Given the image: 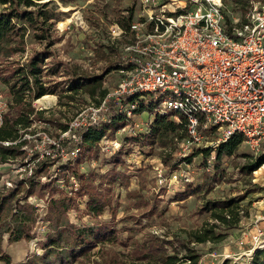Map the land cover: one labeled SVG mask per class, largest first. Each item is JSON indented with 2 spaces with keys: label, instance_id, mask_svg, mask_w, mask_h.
Returning <instances> with one entry per match:
<instances>
[{
  "label": "rangeland",
  "instance_id": "rangeland-1",
  "mask_svg": "<svg viewBox=\"0 0 264 264\" xmlns=\"http://www.w3.org/2000/svg\"><path fill=\"white\" fill-rule=\"evenodd\" d=\"M251 1L254 0H224L222 13L225 22L239 25ZM133 7H136L135 0H49L43 5L33 6L34 23L30 24L24 18H13L16 25L23 27L22 49L7 57L0 54V63L3 67L25 66L33 51H41L45 47L46 39H39L35 34L39 31L38 21L46 16L45 23L50 27L47 49L80 73L104 75V87L112 88L118 76L109 69L116 62V57L109 44L107 27L113 22L124 24ZM38 11L44 14L40 15ZM46 55H43L40 79L44 86L53 89V92L46 93L53 100L47 106L48 103L38 104L34 99L32 106L35 110L40 107L45 118L56 122L33 121L25 133L32 135L45 131L50 137L58 138L57 123L68 122L80 108L95 99L78 90L72 93L74 97L71 100H67L64 95L70 90L65 91V83L71 88L73 82L63 66L57 65L52 56ZM0 89L9 96L8 86L1 79ZM154 117L148 110L135 113L130 120L120 121V125L126 123L123 130L117 129L102 137L91 151L81 148L77 155H42L46 146L41 134H36L26 144V154L18 156L14 162L26 168L32 167L36 177L57 173V179L64 184L61 187L56 183L55 197L60 193H73L76 197L77 206L67 214L72 223L77 226L106 224L113 231L111 238L97 242L87 253L68 256L71 264H159V257L170 253L181 257L187 247L199 254L196 264H222L225 259L231 263H248L254 253L249 231L254 225L264 229V166L261 164L250 173L242 171V166L262 150L254 152L243 141L236 154L223 155L216 161L214 149L217 145L213 146L217 139L215 133L206 135L201 146L191 144L184 136L180 141L170 140L167 147H161L157 142L144 138ZM111 140L120 142L117 150L111 148ZM74 144V141L63 140L65 151L61 153L70 151ZM206 148L210 149L208 156L198 152L190 161L183 160L189 153ZM30 153L35 154V158L29 160L32 156ZM11 164L0 163V183L1 175L6 173H10L11 181L19 180V173H11ZM158 169H161L162 182ZM74 171L81 176L92 177L95 185L103 183L100 189L104 188L110 206L105 207L100 215L93 216L86 212V196L76 192L81 181ZM26 173L23 172V175ZM172 173H185L189 180H171ZM71 175L77 185L73 184ZM52 181L57 182L56 177L39 183ZM32 195L48 196L47 212L48 192ZM226 197H234L239 203L240 220L236 227L226 228L214 220L209 212L200 210L206 199ZM32 208L36 213L33 205ZM44 218L46 220V214ZM44 223L32 227L33 237L40 242L50 231L48 221ZM211 224L215 225L213 237L204 242L192 241L190 233L193 230ZM30 240L9 242L7 235H3V249L10 254L13 264L43 252L41 247L39 253H30ZM188 262L180 261L178 264Z\"/></svg>",
  "mask_w": 264,
  "mask_h": 264
},
{
  "label": "built area",
  "instance_id": "built-area-1",
  "mask_svg": "<svg viewBox=\"0 0 264 264\" xmlns=\"http://www.w3.org/2000/svg\"><path fill=\"white\" fill-rule=\"evenodd\" d=\"M223 1L135 0L127 27L118 22L107 27L109 44L116 57L110 69L117 73L116 85L105 87L102 98L80 108L65 129L59 128L58 138L45 131L32 135L24 132L21 138L30 141L41 134L46 146L42 155H77L80 146L76 142L81 133L111 116L110 102H115L117 112L127 118L135 115L134 110L142 102L154 106L153 115L169 114L175 124L183 120L185 136L193 145L201 146L210 133L217 135L213 146L238 133L251 150L264 151V0L251 1L239 25L225 22ZM105 83L103 75V87ZM8 105L9 97L0 89V124ZM65 139L75 144L70 151L61 153L65 151L62 147ZM110 144L114 150L120 146L116 140ZM27 147L25 144L21 148ZM16 160L4 164L12 163L11 173H19V180L13 182L10 173L2 174L1 189L14 188L28 177L41 182L56 177V183L63 187L56 172L36 177L32 167L16 165ZM71 179L77 185L73 175ZM172 179L187 181L189 177L185 173H172ZM47 199V195L30 194L20 200L34 206L35 225L46 221ZM249 236L254 250L264 247V229L254 225ZM40 249V241L32 237L30 253H39Z\"/></svg>",
  "mask_w": 264,
  "mask_h": 264
},
{
  "label": "trees",
  "instance_id": "trees-1",
  "mask_svg": "<svg viewBox=\"0 0 264 264\" xmlns=\"http://www.w3.org/2000/svg\"><path fill=\"white\" fill-rule=\"evenodd\" d=\"M47 1L49 0H0V4L3 5L0 8V54L7 57L22 49L23 27L16 25L13 18H24L28 23L32 24L34 23L35 11L31 8L43 5ZM37 13L40 15L44 14L41 11ZM130 18L131 11L128 13L125 23L121 25L127 27ZM46 20L47 18L44 16L42 20L38 21L37 29L39 31L35 34L39 39H46L45 47L41 51H33L28 57L25 66L3 67L0 63V79L8 86L9 95L8 109L4 112L2 123L0 124V163L26 154V150L21 147L27 144L29 139L21 137L26 132L25 130L31 127L33 121L56 122L45 118L42 110H35L32 106L34 99L46 95L47 92H53V89L44 86L40 79L43 71V55L45 53H47L46 56H52L57 65L63 66L71 82H73L71 88L69 84L65 83V91L70 90V93H65L64 95L67 100H71L74 97L72 93L80 90L95 99V101H98L107 90L101 84V74L80 73L71 68L67 62L57 59L55 53L47 49L46 45L50 44V27L45 23ZM113 66V64L110 65L109 69ZM143 105L140 102L134 113H140L143 110L153 111V105H146V107H143ZM109 108L110 111H113H111V116L106 121L90 126L81 133V138L76 143L80 146V149L83 148V151H91L102 137H107L109 133L120 129L126 124L124 122L130 120L124 113L117 112L115 102H110ZM122 120L124 122L120 125ZM57 124L60 129H65L67 126V122ZM176 130H180V132H176ZM184 136L185 126L183 120L175 124L169 114H160L155 115L153 123L149 127V133L144 135V138L150 142H157L161 147H167L170 140L180 141ZM16 139H18L16 143H2V141H14ZM243 140L244 138L241 134L235 133L225 142L218 143L214 149L215 160L219 161L223 155L232 156L236 154ZM133 141H137V139H133ZM198 152L208 156L210 149L193 151L183 157V160L190 161L192 156ZM33 158H35V154H32L29 160ZM261 164L264 165V151L251 157L242 166V171L250 173ZM75 173L81 181V186L76 192L79 195L86 196L84 201L86 212L93 216L100 215L105 207L110 206V199L103 192L104 188L100 189L103 183L100 182L95 185L92 177ZM45 192L49 194L46 220L49 223L50 231L46 233L45 238L40 242L43 252L41 254H32L26 260L17 264H71L68 256L76 257L75 255L83 252L87 253L97 242H104L113 236V231L106 224L77 226L72 223L67 214L72 207L77 206L76 197L72 195L73 193H60L59 196L55 197L57 192L55 181L41 184L39 181L28 177L25 181L19 182L14 188L0 190V261H3V264H13L10 254L2 246L4 234L7 235L9 242L20 239L29 240L33 237L32 227L36 219L34 209L29 203H21L20 200L25 199L30 194L44 195ZM200 210L209 212L214 220L223 224L226 228L236 227L240 220L239 203L234 197L206 199ZM214 226V224L203 225L199 229L193 230L190 233L192 241L204 242L209 240L215 234ZM159 258V264H178L180 261H189L186 264H196L199 254L192 248L187 247L186 253L181 257L170 253L164 254ZM222 264L244 263H231L229 259H225ZM246 264H264V247L255 249L250 261Z\"/></svg>",
  "mask_w": 264,
  "mask_h": 264
},
{
  "label": "bare ground",
  "instance_id": "bare-ground-1",
  "mask_svg": "<svg viewBox=\"0 0 264 264\" xmlns=\"http://www.w3.org/2000/svg\"><path fill=\"white\" fill-rule=\"evenodd\" d=\"M38 104H45L53 100L52 96L50 95H43L40 98L36 99ZM264 166V165H262Z\"/></svg>",
  "mask_w": 264,
  "mask_h": 264
},
{
  "label": "crops",
  "instance_id": "crops-1",
  "mask_svg": "<svg viewBox=\"0 0 264 264\" xmlns=\"http://www.w3.org/2000/svg\"><path fill=\"white\" fill-rule=\"evenodd\" d=\"M262 224H264V221H262ZM21 241H26V240H24V239H20V240H18V242H21ZM17 242V241H16Z\"/></svg>",
  "mask_w": 264,
  "mask_h": 264
}]
</instances>
